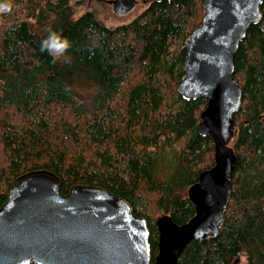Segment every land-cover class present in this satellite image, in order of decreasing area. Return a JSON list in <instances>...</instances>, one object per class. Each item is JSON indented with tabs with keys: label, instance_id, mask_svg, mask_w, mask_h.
Returning <instances> with one entry per match:
<instances>
[{
	"label": "trees",
	"instance_id": "obj_1",
	"mask_svg": "<svg viewBox=\"0 0 264 264\" xmlns=\"http://www.w3.org/2000/svg\"><path fill=\"white\" fill-rule=\"evenodd\" d=\"M145 2L115 26L93 9L77 15L73 0H12V12L0 14V207L16 177L34 169L58 175L65 194L100 185L147 218L154 258L157 218L182 224L195 214L188 188L214 164L215 149L198 131L207 98L178 90L202 0ZM262 11L235 57L244 95L225 220L176 264H264V3ZM51 31L73 45L55 63L41 51Z\"/></svg>",
	"mask_w": 264,
	"mask_h": 264
},
{
	"label": "water",
	"instance_id": "obj_2",
	"mask_svg": "<svg viewBox=\"0 0 264 264\" xmlns=\"http://www.w3.org/2000/svg\"><path fill=\"white\" fill-rule=\"evenodd\" d=\"M127 15L139 0H109ZM264 0H202L204 15L192 29L178 90L187 99L206 97L198 131L214 143V164L188 188L195 214L185 223L163 214L151 228L130 202L100 185L76 184L68 193L47 169L14 180L0 207V264H176L194 239L216 236L225 220L238 156L231 145L235 114L244 90L235 76V57L249 28L263 18Z\"/></svg>",
	"mask_w": 264,
	"mask_h": 264
},
{
	"label": "rangeland",
	"instance_id": "obj_3",
	"mask_svg": "<svg viewBox=\"0 0 264 264\" xmlns=\"http://www.w3.org/2000/svg\"><path fill=\"white\" fill-rule=\"evenodd\" d=\"M109 0H73L75 5L77 4V15L82 14L88 9L95 10L99 16L104 20V22L110 26L119 25L122 23H127L138 16L147 6L148 2L146 0H139L137 7L127 15H116L112 11V5L108 2ZM27 16L31 15V11L26 10ZM203 17V16H202ZM189 40L188 38L184 42V46ZM244 257H241L238 264H243Z\"/></svg>",
	"mask_w": 264,
	"mask_h": 264
},
{
	"label": "clouds",
	"instance_id": "obj_4",
	"mask_svg": "<svg viewBox=\"0 0 264 264\" xmlns=\"http://www.w3.org/2000/svg\"><path fill=\"white\" fill-rule=\"evenodd\" d=\"M13 10L12 0H0V14L11 13ZM72 42L62 34L51 31L46 39L41 43V51H46L52 58L53 63L66 57L68 51L72 48ZM65 62H70L66 59Z\"/></svg>",
	"mask_w": 264,
	"mask_h": 264
}]
</instances>
